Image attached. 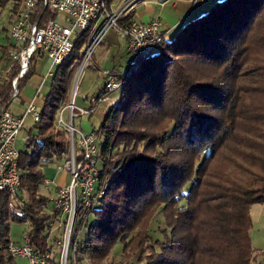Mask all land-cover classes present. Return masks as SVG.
Instances as JSON below:
<instances>
[{"label":"trees","instance_id":"16d2710c","mask_svg":"<svg viewBox=\"0 0 264 264\" xmlns=\"http://www.w3.org/2000/svg\"><path fill=\"white\" fill-rule=\"evenodd\" d=\"M10 1L15 14L20 10L23 0H0V12ZM40 13L41 7L34 21ZM55 17L45 10L41 21ZM87 43V33L76 38L70 56L53 68L39 119L24 128L20 188L14 196L0 194V264H16L8 252L11 223H27L24 240L56 264L49 225L58 213L38 190L43 169L68 157V137L56 120ZM19 47H1L3 110L19 69L10 54ZM38 59L31 58L18 87ZM117 74L120 99L93 131L103 138L96 194L111 178L92 207L77 210L68 264L77 262L70 251L103 264L118 244L143 264H264L249 237L250 208L264 204V0L214 2ZM157 214L165 229L154 240L149 230Z\"/></svg>","mask_w":264,"mask_h":264},{"label":"built area","instance_id":"2783aa9c","mask_svg":"<svg viewBox=\"0 0 264 264\" xmlns=\"http://www.w3.org/2000/svg\"><path fill=\"white\" fill-rule=\"evenodd\" d=\"M177 0H159L160 5ZM190 4L196 0H184ZM20 10L14 15L8 29V36L20 47L10 54L12 61L19 65L17 76L11 82L12 99L20 96L17 86L29 71L33 56L46 57L50 63L44 78L52 75L53 68L61 65L71 54L74 40L84 33L88 34L87 50L76 72L75 87L69 103L61 108L57 115L56 127L67 134L69 153L64 168L58 166L57 171L65 170L70 181L64 187L56 190V196L51 199L54 210L58 213L56 221L49 225V235L56 230L58 253L56 264H68L69 243L72 235L76 212L92 207L104 194L108 176L96 194L100 171L97 167V156L100 148L95 132L84 133L73 126L76 116H90L100 106L104 105L102 113L117 103L123 82L115 69L102 73L103 82L97 94L89 101L87 108L75 105V90L84 67V62L93 50L102 43L109 31L126 42L127 49L137 61L148 57L162 42L164 32L158 20L149 23L125 21L129 4L126 2L113 5L108 0H23ZM41 7V13L34 21V14ZM62 15L60 19L53 18L41 21L44 11ZM34 21V22H33ZM2 71L0 70V74ZM129 71L126 73L128 74ZM40 88V87H39ZM40 89L36 90L21 114H13L8 109H0V194L16 195L20 188V173L18 170L19 150L16 143L19 134L24 130L28 119L35 123L39 119V109L35 100ZM67 113L68 120L63 115ZM27 137L22 138L23 143ZM43 185L48 189L49 181L44 179ZM8 252L12 258H24L28 264H51L52 254L36 252L27 241L21 246L9 244Z\"/></svg>","mask_w":264,"mask_h":264},{"label":"rangeland","instance_id":"374dc122","mask_svg":"<svg viewBox=\"0 0 264 264\" xmlns=\"http://www.w3.org/2000/svg\"><path fill=\"white\" fill-rule=\"evenodd\" d=\"M220 0H197L196 5H202L203 3L207 4L211 2H218ZM123 0H117L113 2V5H117L123 3ZM14 2H8L5 7L0 12V57H1V47H9L17 45L14 40L7 36V31L11 22L14 18L15 11H13ZM151 4V2H150ZM210 4V6H211ZM169 6H166L164 11L168 10ZM22 8V7H21ZM152 8L155 9L157 7L152 5ZM62 15H57V19L62 18ZM87 50V46L83 49V53ZM118 50H121L118 52ZM124 40L119 38L113 30L109 31L106 35L105 39L102 41L100 45H98L90 57L84 62V67L82 69L81 75L77 82V87L75 90V104L80 108H87L89 106L90 99L97 94L98 89L101 87L103 82L102 73L109 72L114 68L118 71H123L126 69L129 62L134 61V56L131 53H126ZM46 60L40 59L38 60L34 74L25 82L24 85L18 87L20 91V96L18 98H13L11 100V104L9 105V109L13 112H19L24 110L25 105L31 101L34 96L35 88L39 83L40 77L46 72ZM93 65L98 66V70L93 67ZM76 74L74 76L72 86L70 89L69 99L75 87ZM48 92V87L43 88L40 92L39 96H37L35 100V106L37 109H40L42 104L43 96ZM87 96L85 99L84 97ZM21 101H25L26 104L21 105ZM104 105L100 106V108L90 116H82L78 117L75 115L73 119V126L77 129H80L84 133H90L92 131H96L102 121L103 113L102 109ZM64 120H68L67 113L63 115ZM31 123V120L28 119L26 122V126L28 127ZM25 136V130H23L18 137L16 147L19 151H24L25 145L22 141V138ZM103 141L102 137L98 138V144ZM64 160L55 161L54 163L48 165L43 169V174H47L46 169H54L57 170V167L60 166L64 168ZM98 168H100V162L98 163ZM61 175L64 176L65 182L68 184L70 181L69 174L65 171H59L56 174V181L49 185V189H47L43 183L39 186V194L47 199H54L56 196L55 187L56 183L60 181ZM66 186V185H64ZM61 186V187H64ZM56 188V189H55ZM59 188V187H58ZM183 204V203H181ZM250 219H251V229L249 232L251 247L254 250L264 254V204H254L251 206L250 211ZM93 221L92 217H90V222ZM27 223H11L10 231H9V239L11 244L21 246L24 244L25 234L28 231ZM165 229V225L161 215L157 214L151 224H150V236L152 239H161L162 231ZM57 231L55 230L53 235H56ZM83 236V233L81 237ZM57 249V247H56ZM56 252V251H54ZM58 252V249H57ZM71 262H75L76 264H88V261L82 259L81 256L74 257L73 253L70 251ZM76 258V259H75ZM16 264H28L27 260L24 258H16ZM103 264H143V261L137 259L134 255L129 252L123 253L122 246L120 244L116 245L108 258L103 262Z\"/></svg>","mask_w":264,"mask_h":264},{"label":"crops","instance_id":"0c3cea01","mask_svg":"<svg viewBox=\"0 0 264 264\" xmlns=\"http://www.w3.org/2000/svg\"><path fill=\"white\" fill-rule=\"evenodd\" d=\"M123 1L129 4V7L126 11V16L130 15L129 21L149 23L154 20H158L160 23L161 29L165 32V37L172 36L181 25H183L184 23L206 12L211 4V2H208L207 4L203 3L202 5L200 4L198 6L194 4L191 6L189 2L184 1V0L170 1V2H166L163 5H160L159 0H123ZM152 5L157 8L153 9ZM166 6H169L168 10L164 11ZM124 45H125V51L129 53L125 41H124ZM120 51L121 50H118V52ZM40 59L46 60L45 67H46V72H47L50 66L48 59L46 57H39L38 60ZM132 62L134 61L129 62L128 65L131 64ZM93 67H95L97 70L99 69L98 66L93 65ZM123 71H118V72H123ZM46 72L40 77L37 88H35V92L38 89H40V92H41L43 88L45 87L49 88V85H50L49 78H46V79L44 78ZM84 98L86 99L87 96H85ZM24 104H26L25 101H21V105H24ZM8 110L11 111L9 108ZM11 112L13 114H21L23 110L19 112H13V111ZM46 172L47 174L46 173L44 174V178L49 181V185H50L51 183H54L56 181V174L58 171L57 170L54 171V169H46ZM60 178H61L60 181H58L55 184L56 188L67 185V183L64 180V176L61 175Z\"/></svg>","mask_w":264,"mask_h":264},{"label":"bare ground","instance_id":"6f19581e","mask_svg":"<svg viewBox=\"0 0 264 264\" xmlns=\"http://www.w3.org/2000/svg\"><path fill=\"white\" fill-rule=\"evenodd\" d=\"M99 192V191H98ZM76 223V222H75ZM74 228V227H73ZM71 240V239H70ZM72 241H73V239H72ZM70 243H71V241H70ZM73 246V245H72ZM75 248V247H74ZM72 250V249H71Z\"/></svg>","mask_w":264,"mask_h":264}]
</instances>
